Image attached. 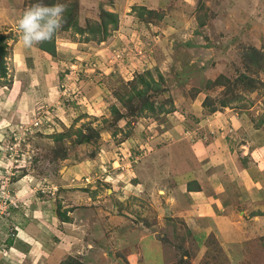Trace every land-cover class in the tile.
<instances>
[{"label": "rangeland", "instance_id": "374dc122", "mask_svg": "<svg viewBox=\"0 0 264 264\" xmlns=\"http://www.w3.org/2000/svg\"><path fill=\"white\" fill-rule=\"evenodd\" d=\"M34 3L0 0V264H264V68L247 56L264 60V0H78L81 28L117 23L58 30L54 56L15 31ZM138 92L162 111L132 115ZM204 147L240 231L196 242L169 189Z\"/></svg>", "mask_w": 264, "mask_h": 264}, {"label": "crops", "instance_id": "0c3cea01", "mask_svg": "<svg viewBox=\"0 0 264 264\" xmlns=\"http://www.w3.org/2000/svg\"><path fill=\"white\" fill-rule=\"evenodd\" d=\"M40 77L42 76L40 75ZM178 127L179 126H177V128ZM162 129L163 134H179V131L176 130L178 132H175L173 127L171 130L168 128ZM182 136L184 135L181 134L178 138L181 137L182 139ZM209 150L212 149L204 147L202 151L198 152L196 155V157L198 156V165L194 166L190 172L186 173L184 171H178L181 172L182 175L185 173L188 175L185 181L184 179H181L180 183H178L176 182V178H174L175 176H172L170 179L171 182L173 181L172 183L170 182L172 184V189L170 188L169 191L173 193L170 196V201L176 203V207L184 211L183 216L185 217L183 218L188 224L190 231L196 236H194L196 242L198 238H202V236L211 233V231L214 233L216 230L220 234L221 229L227 226L231 228L232 235L234 236H237L240 231L238 230V227L240 226H237V222L234 221L235 213L229 205L230 197L225 196L227 190L225 191L223 186L224 181L225 183L227 182L231 173L227 170V167L222 166V160L219 165L214 164L213 156L210 153H206ZM193 152L196 153V151ZM208 155L210 157H208ZM220 166L222 169L218 170ZM151 168H153L154 171H157V168H155L154 165ZM209 169H213L217 173H211L208 171ZM17 244L18 243L15 242V245Z\"/></svg>", "mask_w": 264, "mask_h": 264}, {"label": "trees", "instance_id": "16d2710c", "mask_svg": "<svg viewBox=\"0 0 264 264\" xmlns=\"http://www.w3.org/2000/svg\"><path fill=\"white\" fill-rule=\"evenodd\" d=\"M36 3H43L44 5L46 6H52L54 5L53 1L50 0V1H43V0H35ZM78 5V0L74 1L73 4L71 5H68L66 7V10L64 11L63 13V26L62 28L60 29V31H65L67 29H69L70 27H73V28H76L78 32H84V31H92L93 32H103L105 33L106 32V28H107V25L109 24H112V25H116L117 23V19L115 18L114 14L110 13V12H106L104 10H101L98 12V18H99V22H96L95 23V26L94 27H89V26H85L84 28H81L77 22V16H76V12H77V7ZM141 10H145L144 8H141ZM148 14L150 15H153L154 12H152L151 10H148L147 11ZM89 27V28H88ZM116 28V26H114V29ZM5 40V38L3 36L0 35V76H5L6 74V66H5V61H4V57H5V49H6V45L3 43V41ZM40 49L45 51L46 53H48L49 55L51 56H54L55 55V48L53 46V44H51L49 41H46V42H43L40 44ZM248 58L250 60H252L254 63L256 64H259L261 65L263 68H264V60H263V57L260 55V52H258L256 49H252L248 54H247ZM243 81H246L248 82V77L246 76H242L241 77ZM145 85H146V90L149 89L150 85L148 82H145ZM216 83L220 84V85H224L223 82H221L220 79H217L216 80ZM153 91V90H152ZM153 93V92H152ZM137 99L140 101V103L137 105V106H133V105H129V110L132 109L131 113L132 115H137V114H140L142 113L143 110H147L151 113H157V112H161L162 111V107H156L154 106V102H150L149 99L146 97L147 94L146 93H137ZM210 98H206L204 100V107L205 106H210V104H207V101L209 100ZM128 105V104H127ZM220 106L222 107H225L226 104L224 101L220 102ZM138 109V111H136ZM212 112H215L216 111V108H213L211 107L210 109ZM169 111V110H168ZM112 112H113V115L114 117H116V120H118L119 118H123V115L120 114L118 112V110L114 107H112ZM172 112V111H171ZM81 135V134H80ZM99 135V133L97 132H93L91 135H86V136H80L81 138L83 137L85 139V141L89 140V139H93L95 137H97ZM54 138L56 140H61L62 139V135L61 134H57L56 136L54 135ZM191 186V185H189ZM59 219L61 221H64V222H69V219L68 217H66V214L65 216L62 215V214H59ZM9 244L12 243V240H10L8 242ZM29 247V246H28ZM69 259V258H67ZM60 264H67V263H60ZM72 264H74L72 262Z\"/></svg>", "mask_w": 264, "mask_h": 264}, {"label": "clouds", "instance_id": "9594fccd", "mask_svg": "<svg viewBox=\"0 0 264 264\" xmlns=\"http://www.w3.org/2000/svg\"><path fill=\"white\" fill-rule=\"evenodd\" d=\"M65 5L56 3L46 6L34 3L25 9L18 19L15 31L23 46L31 48L34 45L50 41L63 26Z\"/></svg>", "mask_w": 264, "mask_h": 264}]
</instances>
